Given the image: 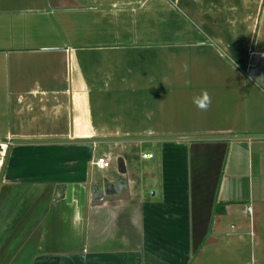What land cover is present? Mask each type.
I'll return each mask as SVG.
<instances>
[{"label": "crops", "instance_id": "obj_1", "mask_svg": "<svg viewBox=\"0 0 264 264\" xmlns=\"http://www.w3.org/2000/svg\"><path fill=\"white\" fill-rule=\"evenodd\" d=\"M129 1L0 0V264H264V26Z\"/></svg>", "mask_w": 264, "mask_h": 264}, {"label": "rangeland", "instance_id": "obj_2", "mask_svg": "<svg viewBox=\"0 0 264 264\" xmlns=\"http://www.w3.org/2000/svg\"><path fill=\"white\" fill-rule=\"evenodd\" d=\"M131 1H134V0H131ZM131 1H129V3ZM129 3H127V4H129ZM228 3L232 7V8L231 7H228V8L229 9L234 8L235 11L237 10V12L240 11V16L243 13H245V16L247 15L249 0H240L239 3L236 0H232V1H228ZM249 8L250 9L253 8V11L249 12V14L251 15L250 19L246 18V20L244 22L248 23V24L251 23L252 17H253L252 14H255L254 15L255 16L254 17L255 18L254 25H256L258 27V29L260 28V26H264V0H250ZM127 9H129L128 10L129 13L132 10L135 11V9L131 10V7H127ZM197 9H198V7H197ZM132 13L133 14H131V15H133V16H130L131 22H135V20H136V16L134 14L135 12L132 11ZM158 13H161V15L163 14V12L161 10H159ZM137 16L140 18V21H141V16L140 15H137ZM144 16H145L144 18H146V16H148L149 20H147V22H149L148 25H150V22L152 20V17H151L152 16V9H150V8L147 9ZM162 21L165 22L166 27H167V25H169L167 20L161 18V24H164V22H162ZM182 21L183 20L180 19V25L183 23ZM239 21H240L239 24L241 25L243 20L240 17H239ZM102 150H103V148L100 147L98 149V153ZM149 150H150L149 146H145V145L142 146V145L136 144L135 141H130V142H127V144L125 146H122V148H120V149L118 147H115L114 148V154L117 156L122 155V159L125 161V164L128 168V171L129 172H135V170H139V167L140 168H143L144 166L146 167L147 164L144 163L143 160L141 161V159L138 160V158H141L142 152L149 151ZM153 151L155 152V154L156 153L158 154L157 149H153ZM117 164H118V158H115L114 159V165L117 167Z\"/></svg>", "mask_w": 264, "mask_h": 264}, {"label": "clouds", "instance_id": "obj_3", "mask_svg": "<svg viewBox=\"0 0 264 264\" xmlns=\"http://www.w3.org/2000/svg\"><path fill=\"white\" fill-rule=\"evenodd\" d=\"M186 83H190V82L186 81ZM193 103L201 111H207L211 106L212 101L207 91H203L201 92V94L193 97Z\"/></svg>", "mask_w": 264, "mask_h": 264}, {"label": "built area", "instance_id": "obj_4", "mask_svg": "<svg viewBox=\"0 0 264 264\" xmlns=\"http://www.w3.org/2000/svg\"><path fill=\"white\" fill-rule=\"evenodd\" d=\"M153 155L146 154L143 155L144 159H151ZM95 166L100 170H106L110 167L109 161H107L105 158H99L95 161Z\"/></svg>", "mask_w": 264, "mask_h": 264}]
</instances>
